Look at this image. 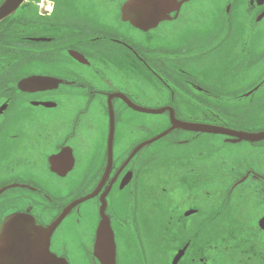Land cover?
Returning <instances> with one entry per match:
<instances>
[{
	"label": "flooded vegetation",
	"instance_id": "af4514ba",
	"mask_svg": "<svg viewBox=\"0 0 264 264\" xmlns=\"http://www.w3.org/2000/svg\"><path fill=\"white\" fill-rule=\"evenodd\" d=\"M129 1L25 0L0 21V231L62 220L67 264L106 263L108 222L114 264H264V0H188L151 30ZM173 113L192 129L156 139Z\"/></svg>",
	"mask_w": 264,
	"mask_h": 264
},
{
	"label": "water",
	"instance_id": "95a60500",
	"mask_svg": "<svg viewBox=\"0 0 264 264\" xmlns=\"http://www.w3.org/2000/svg\"><path fill=\"white\" fill-rule=\"evenodd\" d=\"M24 1L25 0H7L3 6L0 7V21L14 13ZM187 1L188 0L182 2H178L177 0H131L124 6L123 19L136 28L151 30L160 22L164 21L167 14L179 11L181 6ZM34 82L37 83L39 80H25L20 87L25 88ZM172 116V128L156 139L167 135L174 129H192L187 124L176 120L174 113ZM61 221L62 220H57V222L52 224L49 228L44 229L35 227L34 222L31 220H6L1 229V234L3 235L1 242L8 244L12 243V249L19 248L20 251L19 253L13 254L2 253L0 256V264L6 262L8 259L15 264H67L65 261L53 257L49 250L50 237ZM31 234L44 235V248L40 247L38 250L37 240L32 239ZM99 234L101 237L104 235V242L101 246L107 245V248L112 251L111 255L102 256V258L106 260L105 264H114L115 243L109 222L101 224ZM27 242H36L34 250L29 254L22 251L26 248L24 244ZM182 254L181 252L175 258L174 264L178 263Z\"/></svg>",
	"mask_w": 264,
	"mask_h": 264
},
{
	"label": "snow or ice",
	"instance_id": "6c2138e0",
	"mask_svg": "<svg viewBox=\"0 0 264 264\" xmlns=\"http://www.w3.org/2000/svg\"><path fill=\"white\" fill-rule=\"evenodd\" d=\"M99 240H100V243H103L104 242V235L102 237L100 236Z\"/></svg>",
	"mask_w": 264,
	"mask_h": 264
},
{
	"label": "rangeland",
	"instance_id": "374dc122",
	"mask_svg": "<svg viewBox=\"0 0 264 264\" xmlns=\"http://www.w3.org/2000/svg\"><path fill=\"white\" fill-rule=\"evenodd\" d=\"M177 39H178V41H180V39H179V38H177ZM177 39H176V40H177ZM161 43H162V42H161ZM144 93H145V92H144V91H142V94H144Z\"/></svg>",
	"mask_w": 264,
	"mask_h": 264
}]
</instances>
